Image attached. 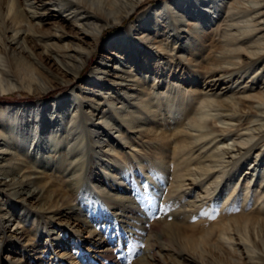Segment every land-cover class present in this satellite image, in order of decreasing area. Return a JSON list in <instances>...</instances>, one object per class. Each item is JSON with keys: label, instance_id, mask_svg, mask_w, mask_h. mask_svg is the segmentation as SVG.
Listing matches in <instances>:
<instances>
[{"label": "rangeland", "instance_id": "374dc122", "mask_svg": "<svg viewBox=\"0 0 264 264\" xmlns=\"http://www.w3.org/2000/svg\"><path fill=\"white\" fill-rule=\"evenodd\" d=\"M17 1L21 26L27 28L31 23L34 35L27 41L32 52V72L37 74L40 84L48 88L40 96L35 84L28 88L18 80L17 87L0 94V112L15 105L34 104L38 100L51 105L58 99L68 98L73 104L67 103V106L70 105L66 108L68 117L62 119L55 137L50 130L52 127L48 128L58 123L55 117H51L52 112L26 111V125L23 127L10 121L16 129H11L13 136L5 138L11 144L8 143L3 147L6 150L0 152V170L4 172L13 167L16 171L14 181H34L30 189H40L41 192L35 198L23 199L25 194L16 193L13 186H6L11 182L10 178H3L0 174V264H183V255L187 253L182 249L181 237L191 241L196 239V245L204 248L210 261L200 264H247L248 250L235 244L238 232L233 234V231L238 223L233 224L232 235H208L203 231V226L207 227V221L221 217V204L234 185L236 190L229 198V201L236 202L234 209L244 204V208L248 209H256L257 206L258 211L260 205H264V138L253 144L255 138L251 142L253 145L239 142L246 137L247 127L262 125L264 128V113L259 117L244 115L228 123H218L223 127L232 125L238 134H229L227 130L211 133L217 143L193 152L188 148L182 149V145L199 131L190 130L189 124L185 126L189 120L183 117L177 118L179 123H175L173 109L183 97L189 99L205 94L209 101L229 97L227 104L207 112V120L214 124L211 116L217 111L228 113L231 106L232 110L240 112L241 108L246 111L263 101L264 56L246 70L216 81V85L210 79H218L220 72H205L206 68H211L212 59L215 58L211 46L223 39L220 34L224 29L237 34L254 25L258 29L251 31L248 38L251 39L243 46L247 47V51H257L253 46L259 44L251 41L255 38L264 46L263 20L253 13L259 5L256 3L258 0H222L218 9L212 4L203 6L207 9L204 11L206 16L202 17L203 22L197 29L194 28L197 21L193 18L197 17L200 8L193 6L188 10L185 5L182 11L169 5L166 11H171L182 22L179 25L184 29L180 32L182 38L176 45H171L172 32L168 34L164 29L141 34L134 32L130 34L133 37L131 45L136 48L148 46L146 51H142L143 56L136 60L133 53H126L127 49H120L119 45L114 48V42L110 41L119 38L144 12L168 0L142 1L123 23L106 28L98 43L90 36L83 38L81 31L71 21L63 20L56 10H47L48 15L37 22V17L43 11L42 6L30 8ZM192 3L194 5L196 2ZM6 5L3 2L0 8L7 20ZM179 5L182 3L179 2ZM33 13L36 17L31 16ZM199 33L207 34L203 41L192 37ZM40 35L46 37L44 39L57 51L68 50L77 37L83 38L80 44L88 56L77 60L74 75L64 73L45 54L44 47L36 42ZM146 37L149 39L146 40ZM191 41L194 44L192 50L187 47L183 50L182 43L186 45ZM12 47L17 49L18 45L13 44ZM242 52H245L243 47L238 49V54ZM260 53L264 55V49ZM125 64L131 67L129 74H132V78L119 84V76L127 74L125 71L129 69ZM224 65L237 69L234 65ZM131 82L138 86L137 90L130 87ZM148 89V95L137 98L133 93L141 94ZM195 101L190 100L193 104L191 108H200L202 102ZM144 103L148 109L142 107ZM124 105V113L133 119L129 124L121 121V112L119 115L116 113L122 111ZM137 105L141 109H137ZM99 108L114 119L108 117L106 124L101 122ZM48 109L52 111V107ZM204 109L206 107L201 111ZM185 113L193 114V109H187ZM42 114H45L44 118ZM72 117L74 125H79L72 139L75 142L69 145L72 134L65 130L73 125L68 120ZM2 121L4 119L0 116ZM93 130L96 132L94 139L90 134ZM203 130L210 132L209 128ZM98 133H101L100 136ZM2 139L4 137L0 135ZM79 142L83 143L82 155L85 154L83 160H86L82 171L69 177L62 170L67 167L70 158L62 156V152L76 148ZM235 146L247 152L237 166H229L227 155L222 158L221 164H218L219 157H213L217 166L199 184H191L189 168L202 160L201 155L220 154L224 149ZM206 149L209 150L205 152ZM109 159H112L111 164L105 165L104 162ZM27 161L32 162L31 167H27L31 165ZM158 164L161 165L159 173ZM121 170H125L124 175ZM160 172H163L162 175ZM77 176L81 181L76 182ZM142 181H146L148 187L142 185ZM182 183L186 184L183 189L187 190L176 191ZM99 187L103 192L98 190ZM215 188H218V194L205 198L207 190ZM88 192H91L90 195ZM198 194L200 196L197 197ZM195 200H199L196 202L198 205L205 204L206 200L209 202L195 212L192 206ZM254 210L251 211L252 215ZM233 211L231 209L228 215ZM243 211V215L246 214ZM200 212L204 216L201 223H197L192 215ZM3 214L6 218H2ZM256 214L252 219L256 218ZM170 228L171 232L165 231ZM250 228L245 230L243 239L251 249L264 256V227ZM172 232H177L178 236H172ZM228 236L233 237L230 242ZM230 247H238L237 253H233ZM255 261L264 264V260Z\"/></svg>", "mask_w": 264, "mask_h": 264}, {"label": "bare ground", "instance_id": "6f19581e", "mask_svg": "<svg viewBox=\"0 0 264 264\" xmlns=\"http://www.w3.org/2000/svg\"><path fill=\"white\" fill-rule=\"evenodd\" d=\"M39 1L40 0H19V3H21L22 5H26L27 7H30V8L36 7L38 5L42 6L43 11L40 12L39 17H37L38 18L37 22H39L40 19H42V16L48 15V13H46L47 10L48 11L56 10V13L59 16H61L63 20L71 21L72 24L81 31V33L83 34V38L84 36L87 35V36L92 37V39L98 43L99 37L103 34L106 28L110 26H116L120 23H123V21L126 18L130 17L131 14L137 9V7L144 0H47V1L41 0L40 3ZM194 1L196 3H194L193 5L192 2ZM3 2L7 4L6 10H7L8 18L7 20L5 19V16L2 14V9L0 8V94H2L5 91H9L10 89L14 87H17L18 86L17 83L19 80L20 83H22L21 84L22 86H25L28 88L32 87V85L35 84V88L36 90H38L37 93H40V96H41L42 94L46 93L48 87L44 84L43 85L40 84L39 78L36 76L37 74L35 73L34 75V72H32V69H31L33 67L32 62H30L32 61L31 60L32 52L30 50V47L27 44V41H29V38L34 36L33 33L31 32V29H32V26H30L31 23H29L30 21L28 22L29 27L27 28H24V26L23 27L21 26L22 19L21 17L19 18V16L21 15V11L20 9H18L17 0H6V1L0 0V7L2 6ZM179 2L182 3L181 6L179 5ZM256 3H259V5L256 9L253 10V13L254 15L257 14L258 16L257 18L262 19L263 20L262 24H264V0H258L256 1ZM211 4L215 5L214 7L218 9L221 7L222 0H168L164 4H161V5L159 4V7H154L144 12L142 15L138 17L137 20H135L130 26H128V28L124 31V33L120 35L119 38L116 37L117 39L115 41H110V42H114V45H112L114 48H117L115 47V45L116 46L119 45L120 49H127L126 53L128 52L133 53L134 60H136L137 57H139L140 59L144 54L143 52L148 49V46L147 47L144 46V48H142L141 46H138L136 48L135 45L133 44L131 45V41L133 37L130 36V34L133 35L134 32L138 34L145 33V32L150 33L152 31H159V30L162 31L164 29V31L168 34L172 32L171 35H173V38L171 39V45H176L178 41H180V39L182 38V34L180 32H183L184 29L181 26H179L182 24V22L180 21V18H177L176 15H174L171 11H166L167 7L170 5L182 11L185 10L184 8L185 5L188 8V10H190L191 7L193 6L197 9L200 8V12L197 14V17L193 18L194 20L197 21L196 24L194 25V28L197 29L201 26L203 22L202 17L204 15L206 16V12L204 11L205 10L207 11V9L204 8L203 6L209 7ZM34 15H35L34 13L31 14V16H34ZM169 17H172V18L168 20ZM238 29L239 27H237V30ZM256 29H258V27L253 25L251 29L244 30L237 34L230 33L229 31L224 29L223 33L220 34V36H222L223 39L216 42L215 45L211 46L212 55L215 58L212 59L213 63H212V66L210 65L211 68L209 70H207L206 68V71H205V72H220L218 79H215V78L210 79V81H214L213 85H216V81L225 79L226 77H231L233 74H237L241 70H246L247 68L257 64L262 59L264 55L263 53H260V50H263L264 46L261 45V42L258 39L255 38L251 40L253 43L259 44L258 46H253L255 49H257V51L256 50L247 51V47L243 46L245 45L246 42L248 43V41L251 39V38L248 39L249 36H251L250 35L251 31L256 30ZM206 36H207L206 33H199L196 36L193 35L192 37H195L196 40L203 41V39H205ZM33 38L35 39V37ZM44 38L46 37L40 35L36 38V42H38L40 45L44 47L45 54L50 56L61 67L64 73L74 75L76 68L78 67L77 60L81 61L84 57L88 56V52L84 51L83 47L80 44L83 42V38L77 37V41L69 47L70 49L64 50V51L62 50L57 51L53 49L50 43L48 42V40ZM145 39L148 40L149 37H146ZM13 44L18 45V48L16 49L15 47H12ZM181 46H183V50H184V47L185 48L187 47L192 50L194 44L191 41L188 44L186 43V45L182 43ZM242 47L245 52L238 54V49H241ZM191 52L193 53V51ZM241 55L244 56L243 59H241ZM224 64L234 65L237 69L227 67ZM125 66L129 67V69L125 71V73L127 74L119 76V79H120L119 84L123 83L127 78H129L128 80L132 78V74L131 76L129 74V72H131L130 71L131 67L126 64ZM130 87H134L135 89L133 90L138 89V86H136V84H133L132 82H131ZM150 89L145 90L141 94H138L135 91L133 93H135L136 98H137V96H140V95H144V94L148 95L150 93ZM126 95H128V92H126ZM126 98H129V96H127ZM190 98L192 100H196L195 101L196 103L202 102L201 107L191 108L193 104L190 103V100H191ZM190 98L188 99L187 97H183L181 99V103H179L177 107L175 106V108L174 109L172 108V109H173V114L175 116V123H179L178 122L179 119L177 118L183 117L184 119L189 120L186 123L183 122V124L185 123V126L186 124H189L188 128L189 129L192 128L190 130L199 131L196 136L189 139L190 141L187 140V142H185L182 145L183 146L182 149L188 148L190 150H193V152L204 150L205 148H208L211 145L214 146V144L217 143L216 137L212 136L211 133H214L217 131H220L223 133V131L227 130L229 134L230 133L238 134V133H235L237 129H233L232 125H228L229 127H223L219 125L218 123H221V124L228 123L230 121L236 120L237 117L238 119H240L241 116H244V115L245 116L258 115L259 117L261 113H264V99H263V101L259 103V106L249 107V109L246 111L242 110L241 108L239 109L240 112L236 110H232V106L229 109L228 113L223 114L222 112L219 113L217 111L218 113L216 112L214 113L215 115L211 116V118L213 119V123H214L212 124L211 121L207 120V116H208L207 112L211 110L212 108L221 106L222 104H227L229 101V97L225 99L224 98L223 99L212 98V100L209 101L207 100V95L204 94L203 96H194ZM67 103L71 105L73 104V101H70V99L68 100V98H64V99L61 98V99L54 101V103L50 105L44 100H38L34 104H20V105H15L12 108H7V109L2 110V112H0V116L4 119V121L0 122V135H2L4 139L0 140V152L6 150L3 147L7 146L8 143L11 144V142H9L5 138L8 136H13L14 134L11 132V129H13L14 131L16 129L15 126H12L10 124V121L17 122L19 127L25 126L26 120L24 118L25 117L24 115L26 114L24 113L26 111L52 112L51 117L53 118L55 117V120H57L58 123L57 124L54 123L53 126L50 125L48 126V128L50 129V127H52V129H50L51 133L52 132L54 133V137L57 136V133L60 130L58 126L62 122V119L68 117V114L66 115V110H67L66 108H68L70 105L67 106ZM144 104L145 106L142 105V107L145 109H148L146 108L147 107L146 103ZM48 107L50 108L52 107V111L48 109ZM205 107L206 109L201 111V108H205ZM125 108L126 106L124 105V107L122 108V111H116V113L118 115L122 113L121 121L127 122L129 124V121L130 120L133 121V119H129L128 114L124 113ZM137 109H141V107L137 105ZM187 109L189 110L193 109V114L185 113ZM194 109L196 110L194 111ZM181 110H182V113H181ZM98 115L101 117V122H104V124H106L108 117L109 119L113 118L112 115L110 114L107 115L106 111L100 108L98 109ZM169 115H171V113ZM42 116L41 117L44 118L45 114H42ZM73 118L74 117L69 118V119L67 118L68 120H70L69 124L73 122L72 123L73 125H71L70 128L65 130L66 133L72 134V137L69 139L68 144L69 143L72 144V142H75L72 139H74L73 136L74 134H76V129L79 125L78 123L76 126L74 125L75 120L73 121ZM259 119H262V118H259ZM116 125H118V123ZM213 127H218V129L213 128ZM203 128L204 129L209 128L210 132H204ZM246 130H247L246 137L242 138V141H239L241 144H250L255 138L256 140L253 142V144H257L258 142L262 141V138H264V128L262 125H258L255 127H247ZM101 133H98L97 135L100 136ZM90 134L92 135V139H94V135H96V132L93 130V132H90ZM58 136H61V135H58ZM238 137H241V135H239ZM97 142L101 143L102 141L97 140ZM82 144H83L82 142H79L76 145V148L73 147L70 151L62 152V156L67 157V159L70 158L69 164L67 165L66 168L62 170L64 174L69 175V177H74L75 174L82 171L84 167V163L86 159L83 160V157L85 156V154L82 155L83 154L82 152L84 150V148L83 150L81 148ZM253 144L251 143L250 145H253ZM42 148L43 149L45 148L44 144ZM241 149L242 148L240 146H235V148L231 147L229 149H224L220 154L216 153V154L206 155V156L201 155V158H202V160L200 161L201 163L198 162L197 165L189 168L188 174L189 176L192 177V179H190L191 184H194V185L199 184L203 179L206 178L210 170L217 166L214 163L213 157H219L220 162H218V164H221L223 162L222 158L225 155H227L229 157V161H227L229 162V166L230 165H233L234 167L237 166V164H239V162L243 160V156H245V154L247 156V152L242 151ZM208 150L209 149H206L205 152H207ZM27 162L31 164V165H28L27 167H31L32 162L30 161H27ZM111 162H112V159H109L105 161L104 163L105 165H110ZM109 167L107 166V168ZM159 171H161L160 164H158L157 173H159ZM121 172H122V175L125 174V170H121ZM162 173L163 172H160L161 175ZM0 174L3 176V178H7V177L10 178L11 182L6 183V186H9V185L13 186V188L16 189L15 190L16 193L25 194V197H22L23 199H28V198L31 199V198H35L36 196L40 195V192H41L40 189H32V190L30 189V187L34 185L35 183L34 181L23 180V179L16 180V181L13 180L16 175V171L14 170L13 167L4 172L0 170ZM223 175L224 174H222V176ZM24 176L27 177V175H24ZM76 179H77L76 182L81 181L79 176H77ZM157 185L158 184H156V186ZM185 185L186 184L184 183L180 184L176 188L177 189L176 191L185 192L187 190V189H183ZM98 190L102 191V188L99 187ZM217 190L218 188H215V190H207V197L205 198H208L212 194L213 195L218 194ZM235 190H236V185H234V187H231V189L229 190L226 196L227 197L226 200L221 204L222 206L219 211L220 214H222L220 215L221 217L214 219V221H210V220L207 221L208 226L207 227L203 226V231L205 232V234H208V235H211L214 233H219L221 235H232L231 232L233 231V224L238 223L235 226V230L233 231V234L234 233L236 234L238 232V234L236 235L235 244L248 250L249 254L247 255V258L245 260L247 264H257L255 263L256 262L255 259L264 260V256L259 254L257 251H255L254 248L251 249L249 247V244H247L246 239H243V235L245 233V230L248 227L249 228L251 227L250 228L251 230L255 227H259V228L264 227V205H260L261 208L258 211H257L258 209L257 206H256V209L255 207H251L248 209V207L244 208V204H241L239 207H236L238 209H234L236 202H234L233 200L229 201V198L232 197ZM198 196L200 195L198 194L197 197ZM260 198L261 196L259 197V200ZM235 199H238V197H236ZM208 200H206L205 204H208L209 202ZM197 201L199 200H195V203L192 204L195 212L203 209V206L205 205L204 203H203L204 205L202 203L198 205L196 204ZM231 209L234 211L228 215V212ZM243 210L246 211V214L244 215L242 213L244 212ZM252 210H254L253 215L255 212H257V214L255 215L256 218H253V219H252L253 215L251 212ZM202 214H203L202 212L194 213L192 217L193 219H195L197 223L199 222L201 223V218H203L204 216ZM197 216H200L199 219L196 218ZM2 218H6V215L3 214ZM168 227H170V225H168ZM165 231L171 232L172 228L165 230ZM175 234L176 236H178L177 232ZM175 234L174 232H172L171 235L175 236ZM181 238H182V245L184 246L182 247V249L186 251L185 253H187L183 255L184 257L183 261H185V263L183 264H194V263L200 264L202 261H206V262L210 261L209 257H206L207 254H205L204 248H202L199 245H196V241H197L196 239H192L191 241L185 237H181ZM231 239H233V237L228 236L229 242ZM179 241H181V239H179ZM230 249L233 253L236 254L238 247L237 248L230 247ZM194 256H197L199 259H197Z\"/></svg>", "mask_w": 264, "mask_h": 264}, {"label": "snow or ice", "instance_id": "6c2138e0", "mask_svg": "<svg viewBox=\"0 0 264 264\" xmlns=\"http://www.w3.org/2000/svg\"><path fill=\"white\" fill-rule=\"evenodd\" d=\"M141 183H142V185H144L145 187H148V185H147V182H146V181H142Z\"/></svg>", "mask_w": 264, "mask_h": 264}]
</instances>
